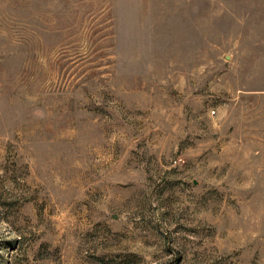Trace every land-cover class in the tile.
I'll return each mask as SVG.
<instances>
[{
    "label": "rangeland",
    "instance_id": "374dc122",
    "mask_svg": "<svg viewBox=\"0 0 264 264\" xmlns=\"http://www.w3.org/2000/svg\"><path fill=\"white\" fill-rule=\"evenodd\" d=\"M0 264H264V0H0Z\"/></svg>",
    "mask_w": 264,
    "mask_h": 264
},
{
    "label": "built area",
    "instance_id": "2783aa9c",
    "mask_svg": "<svg viewBox=\"0 0 264 264\" xmlns=\"http://www.w3.org/2000/svg\"><path fill=\"white\" fill-rule=\"evenodd\" d=\"M212 113L215 114V111L213 110Z\"/></svg>",
    "mask_w": 264,
    "mask_h": 264
}]
</instances>
